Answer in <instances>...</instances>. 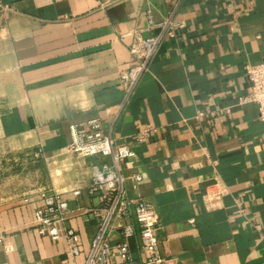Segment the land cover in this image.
I'll use <instances>...</instances> for the list:
<instances>
[{
	"label": "crops",
	"instance_id": "0c3cea01",
	"mask_svg": "<svg viewBox=\"0 0 264 264\" xmlns=\"http://www.w3.org/2000/svg\"><path fill=\"white\" fill-rule=\"evenodd\" d=\"M148 9L156 23L173 13L185 27L164 37L128 92L121 75L136 60L126 34H161ZM261 62L264 0H0V264L86 263L104 203L89 188L95 168L112 164L68 151L73 124L91 117L134 151L124 188L154 206L164 258L264 264V122L242 102L246 66ZM51 192L69 201L78 256L36 229ZM125 225L133 264H146L134 213L114 219L111 244Z\"/></svg>",
	"mask_w": 264,
	"mask_h": 264
},
{
	"label": "built area",
	"instance_id": "2783aa9c",
	"mask_svg": "<svg viewBox=\"0 0 264 264\" xmlns=\"http://www.w3.org/2000/svg\"><path fill=\"white\" fill-rule=\"evenodd\" d=\"M179 1V0H177ZM150 27H159L161 34L143 37L139 32L128 33L134 41L129 45L136 64L122 73L121 78L128 92H132L141 77L149 70L165 36L175 37L177 31L185 27L184 22H176L171 13L166 20L156 23L151 9L147 10ZM246 73L251 81V91L242 102L253 103L259 109L260 118L264 122V62L246 66ZM72 141L68 151L82 157L103 156L112 159L111 165L95 168L93 182L89 193L102 196L104 203L95 209L100 217L98 231L92 241L85 264H133L129 249V239L135 234L131 225L123 226V242L111 244L110 236L115 218H128L134 213L141 229L142 250L146 264H175L174 260L164 258L160 252L158 230L161 228L159 216L154 206L143 198L132 199L127 196L124 184L125 177L121 165L132 158L134 151L117 140L104 129L101 119L91 117L76 122L72 126ZM141 181V175L132 177ZM77 196L80 191H75ZM41 204L35 212V225L38 233L53 241L66 240L73 256L81 254V239L78 232L68 225L71 213L69 201L57 192L44 193ZM4 236L0 235V242ZM12 251V247H7ZM117 261H113V257ZM28 264H40L38 262Z\"/></svg>",
	"mask_w": 264,
	"mask_h": 264
}]
</instances>
